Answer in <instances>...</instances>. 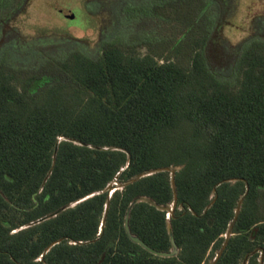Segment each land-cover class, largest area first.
Returning <instances> with one entry per match:
<instances>
[{"label": "trees", "instance_id": "obj_1", "mask_svg": "<svg viewBox=\"0 0 264 264\" xmlns=\"http://www.w3.org/2000/svg\"><path fill=\"white\" fill-rule=\"evenodd\" d=\"M31 1L0 0V26ZM228 8L122 0L95 54L70 35L1 43L0 264H210L232 224L216 264H264V34L228 49ZM168 167L176 189L162 171L105 191ZM137 197L156 205L132 208V234L159 252L173 235L177 256L131 240Z\"/></svg>", "mask_w": 264, "mask_h": 264}, {"label": "rangeland", "instance_id": "obj_2", "mask_svg": "<svg viewBox=\"0 0 264 264\" xmlns=\"http://www.w3.org/2000/svg\"><path fill=\"white\" fill-rule=\"evenodd\" d=\"M122 0H32L24 15L0 26V45L19 41L22 44L46 36L70 35L84 40L87 51L95 54L102 34L109 35L116 25L112 24L116 8ZM230 8L226 11V24L222 38L228 49L236 51L248 37L264 34V0H226ZM145 48L139 50L140 54ZM232 55V54H231ZM229 60L217 63L224 66ZM230 62V61H229ZM119 186L118 182H113ZM173 206V205H172ZM172 206L167 209L171 210ZM211 264V261H210Z\"/></svg>", "mask_w": 264, "mask_h": 264}, {"label": "water", "instance_id": "obj_3", "mask_svg": "<svg viewBox=\"0 0 264 264\" xmlns=\"http://www.w3.org/2000/svg\"><path fill=\"white\" fill-rule=\"evenodd\" d=\"M61 140H67V141H73V142H75V143H79V142H77V141H75V140H72V139H69V138H62ZM61 140H60V141H61ZM103 149H109V148H103ZM56 152H57V147H56L55 153H56ZM179 169H180V167H168V168H160V169L152 170V171H150V172H148V173H142V174H139V175L133 177L132 179H130L128 182L124 183V184H120V183H118L119 186H116V188L114 187V184L111 183V184L106 188L105 191H109L110 194H112L117 188H122V187H124L125 185H127V184H129V183H132V182H134V181H136V180H138V179H140V178H142V177H145V176H148V175H152V174H155V173H158V172H162V171H169V172H171L173 188L176 189V186H175V179H174V177H175L176 172H177ZM228 181L236 182L237 180H236V179H231V180H228ZM116 182H117V181H116ZM93 195H95V194H92V195H90V196H88V197H86V198H84V199L78 201L77 203L82 202L83 200H85V199H87V198H89V197H91V196H93ZM145 201H146V202H150L151 204L156 205L155 202H154L153 200H151V199H149V198H147V197H137V198H135V199L131 202V204L129 205V208H128V210H127V214H126V220H125V228H126V231H127L128 235H129V237L131 238V240H132L133 242H135V243L141 245L144 249L148 250L150 253L155 254V255H157V256H160V257H174V256H177V255L179 254V248H178V245H177V243H176L175 238H174L173 235L171 236L172 250H171L170 252H159V251H156L155 249L151 248L150 246H148V245H147L143 240H141L138 236L132 234V232H131V230H130V226H129V218H130L131 210H132V208H133L137 203L145 202ZM242 203H243V198H241L240 201H239V205H238V208H237V214H239V212H240V210H241ZM175 206H176V203H174V205L172 206L171 210H168V209H167L168 206H166V207L161 206V207H159V208L162 209V210H167V211L170 212V213H173V210H174V207H175ZM55 215H56V214L51 215V216H48V217H46V218H43L42 220H39L38 222H41V221H43V220H45V219H48V218H50V217H52V216H55ZM38 222H36V223H38ZM232 231H233V224L230 226V228H229V230H228V232H227V235H226V242L224 243V246H223L222 250L218 252L217 257L211 261V264H216L217 260H218L219 257L222 255L223 250L225 249L228 240H229L230 237L232 236ZM55 244H56V243H54L53 245H55ZM53 245H52V246H53ZM52 246H50V248H51ZM50 248H48L47 251H49ZM260 261H261V263L263 264V257H261ZM247 262H248V257L246 258L244 264H247Z\"/></svg>", "mask_w": 264, "mask_h": 264}]
</instances>
